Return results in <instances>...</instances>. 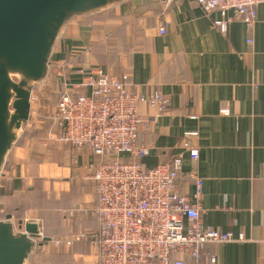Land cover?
<instances>
[{
  "label": "crops",
  "instance_id": "0c3cea01",
  "mask_svg": "<svg viewBox=\"0 0 264 264\" xmlns=\"http://www.w3.org/2000/svg\"><path fill=\"white\" fill-rule=\"evenodd\" d=\"M165 1L124 0L70 19L53 48L46 80L34 89L53 86L58 97L61 76L70 67L97 64L115 76L127 73L135 93L160 92L163 109L139 105L148 121L136 138L148 147L143 166L181 153L177 188L199 204L200 222L243 235L207 244L200 259L190 262L212 264L214 255L213 264H264V2L256 7L250 32L235 19L222 34L213 22L219 12L206 14L194 0ZM30 120L0 174V211L36 223L49 239L95 233V184L87 176L103 158L47 141L48 125ZM185 131L197 132L190 140L198 149L196 162L183 148ZM192 169L203 181L197 199L195 179L187 175ZM88 241L87 253H94L92 238Z\"/></svg>",
  "mask_w": 264,
  "mask_h": 264
},
{
  "label": "built area",
  "instance_id": "2783aa9c",
  "mask_svg": "<svg viewBox=\"0 0 264 264\" xmlns=\"http://www.w3.org/2000/svg\"><path fill=\"white\" fill-rule=\"evenodd\" d=\"M194 1L206 14L220 13L213 22L222 34L235 19H240L250 32L256 7L264 2ZM229 10L233 16L227 14ZM164 32L165 24L159 28V33ZM246 42L251 45L252 38L247 37ZM60 83L57 100L46 117L47 141L58 140L74 151L87 149L93 155L129 157L125 162L115 159L100 164L87 176L95 183L96 191V202L91 208L98 221L92 236L96 264H193L190 260H199L207 244L243 239L241 233L234 237L200 222L199 204L177 188L182 175L181 153L152 168L143 166L141 159L147 155L148 147L136 144V138L147 129L148 121L140 114L139 105L146 102L163 109L166 99L160 92L135 93L127 73L115 76L97 64L70 67ZM35 100L32 91L31 105ZM30 111L33 113L31 108ZM182 136L184 150L196 162L198 149L190 140L197 132L185 131ZM187 175L195 179L197 199L203 181L195 169ZM25 222L30 220H22ZM13 223L16 225L15 220ZM42 237L40 234L39 239ZM87 238L85 233H79L49 241L66 250L73 242ZM210 261L215 262L214 255Z\"/></svg>",
  "mask_w": 264,
  "mask_h": 264
},
{
  "label": "water",
  "instance_id": "95a60500",
  "mask_svg": "<svg viewBox=\"0 0 264 264\" xmlns=\"http://www.w3.org/2000/svg\"><path fill=\"white\" fill-rule=\"evenodd\" d=\"M124 0H0V174L30 115V93L44 82L70 19ZM0 220V264H27L40 237L34 222ZM16 226V228H15ZM48 241V237H42Z\"/></svg>",
  "mask_w": 264,
  "mask_h": 264
},
{
  "label": "rangeland",
  "instance_id": "374dc122",
  "mask_svg": "<svg viewBox=\"0 0 264 264\" xmlns=\"http://www.w3.org/2000/svg\"><path fill=\"white\" fill-rule=\"evenodd\" d=\"M34 95L36 100L33 101V113L31 114V120H29L33 121V123H38L41 119V123L44 124L46 123L47 115L50 114V110L57 100V94H55L53 86H45L43 88L41 87L39 89H34ZM40 106L42 110L41 114H39L37 111L38 107ZM41 116H45L44 120ZM36 248L37 247H35L33 253L30 256L31 259L29 257L27 264H96L94 260L95 252H88L86 255L80 256L79 251L72 253L70 251L72 249L71 247L64 250L60 247H55L52 242L45 243L42 247H40L39 250Z\"/></svg>",
  "mask_w": 264,
  "mask_h": 264
},
{
  "label": "trees",
  "instance_id": "16d2710c",
  "mask_svg": "<svg viewBox=\"0 0 264 264\" xmlns=\"http://www.w3.org/2000/svg\"><path fill=\"white\" fill-rule=\"evenodd\" d=\"M37 111H38V113L39 114H41V112H42V110H41V106L40 107H38V109H37ZM42 117V119L44 120V118H45V116L43 117V116H41ZM45 127H46V125H47V121H46V123H44L43 124ZM41 130L39 129L37 132H40ZM42 132V131H41ZM21 137H22V135H21ZM95 156H98V157H102L103 158V161H102V163L101 164H103V163H107V162H111V161H114L115 159H117L118 161H120V162H125V161H128L129 160V157L127 156V155H120L119 157H116V156H114V155H102V156H99V155H95ZM100 165V164H99ZM98 166V165H97ZM95 184V183H94ZM95 193H96V191H95ZM91 214V213H90ZM6 215H11L12 216V213H11V211H6V210H4V211H0V220L1 219H3V218H5V216ZM92 215V214H91ZM93 217H95L96 218V215L94 216L93 215ZM94 235V233H91L89 236H88V239H87V241H85V243H81V242H79V241H76V242H73L72 243V246H71V252L73 253V252H75V251H82V253L83 254H86L87 253V245L88 244H90V241H88V240H91V238H92V236ZM45 236L47 237L48 235H46L45 234ZM44 236V237H45ZM74 236V233H70V234H68V235H63L62 237H73ZM46 243V241L45 240H43V239H41V240H38L37 241V248L36 249H40V247H42L44 244ZM88 243V244H87ZM80 246L81 247H83L82 249H80ZM86 247V248H85ZM31 256V255H30ZM30 259H31V257H30Z\"/></svg>",
  "mask_w": 264,
  "mask_h": 264
}]
</instances>
